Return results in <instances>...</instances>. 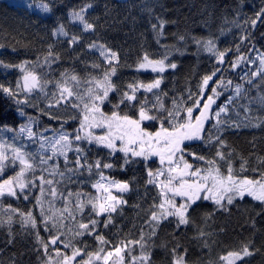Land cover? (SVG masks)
<instances>
[{"label": "snow or ice", "instance_id": "6c2138e0", "mask_svg": "<svg viewBox=\"0 0 264 264\" xmlns=\"http://www.w3.org/2000/svg\"><path fill=\"white\" fill-rule=\"evenodd\" d=\"M23 6L34 10L40 23L56 16L50 0H31ZM95 7L93 0H84L68 8L66 18L56 16L51 28L54 40H63L73 52L81 47L74 62L85 49L94 57L91 62L81 61L92 69L85 76L74 66L53 75L52 65L58 64L61 56L52 44L42 59L38 55L34 61H0L3 69L20 74L15 87L0 83V93L16 105L20 117H27L18 127H0V201L10 198L19 202L23 198L32 204L35 199V204L25 210L11 202L0 203L6 216L0 226L6 224L9 230L6 243L15 242L11 226L19 218L20 229L34 235L40 264H153L156 247L170 253L169 264H188V249L179 237L189 229L194 230L193 240L210 254L216 234L208 230L209 221L214 223L218 215L230 216L246 198L257 202V214L264 216V159L260 168L252 169L255 175L244 174L249 171L247 161L241 163L238 172L233 163L235 153L225 138L228 129L240 127V121L232 120V111L239 115L243 108L245 126L251 122L252 100L242 102L251 88L264 85V51L254 44L247 54L242 50L258 24H264V5L242 23L239 18L233 21L241 31L235 52L230 47L221 50L211 38L192 37L197 51L203 50L212 58V67L200 78L195 91L189 88L186 96H172L171 106L165 99L168 93L161 89L163 74L177 69L169 60V46L162 45L165 51L158 57L145 51L134 66L129 65L136 73L154 74L152 78L114 80L121 66L119 51L101 39L88 41L99 26V17L89 18ZM165 23L158 19L151 24L158 44ZM67 24L78 31L70 34ZM179 40L186 42V37ZM175 50L181 52L180 48ZM242 64L246 66L240 77L244 83L233 84L225 74ZM36 94L45 101L40 111L59 127L37 130V120L25 111L38 107L33 103ZM254 99L264 106V91H258ZM262 124L264 120L252 126ZM93 151L96 157L90 158ZM9 165L11 174L6 171ZM117 166L133 174L116 179L111 171ZM68 183L78 187L69 188ZM37 188L39 195L34 191ZM141 188L146 198L154 194L143 209L138 237L129 234L114 240L101 226L111 232L110 226H116L115 214L122 213L129 203L126 195L134 189L139 195ZM163 229L169 230L170 240L160 239ZM258 254L264 255V245L258 247L255 240H249L201 264H250V258Z\"/></svg>", "mask_w": 264, "mask_h": 264}, {"label": "trees", "instance_id": "16d2710c", "mask_svg": "<svg viewBox=\"0 0 264 264\" xmlns=\"http://www.w3.org/2000/svg\"><path fill=\"white\" fill-rule=\"evenodd\" d=\"M50 2L55 5L56 16L66 18L68 8L77 7L84 0H50ZM93 2L96 7L89 18L95 20L99 17V26L95 35L88 36V41L101 39L119 51L121 66L117 77H113L114 80L127 81L135 77L143 80L152 78L154 74L150 72L136 73L129 65L134 66L138 56L143 55L145 51L151 56L158 57L165 51L162 45L169 46L172 53L169 60L177 64V69H169L163 74L161 89L168 93L165 99L169 106H171L172 96L177 98L182 94L186 96L189 88L195 91L200 78L211 70L212 58L203 50L197 51L192 37L211 38L221 50L230 47L235 52V44L239 42L241 31L233 24V21L239 18L242 23L245 17H252L254 11L264 5V0H93ZM56 16L40 23L36 12L19 6L6 7V4L0 3V40L3 47L23 56L24 59L34 61L38 55L42 59L43 53L47 52L48 45L52 44L55 51L59 52L61 56L60 62L52 65L53 75L58 76L64 68L74 66L81 76H85L92 69L86 68V65L81 61L91 62L94 57L88 55L85 49L80 60L73 61L76 53L81 52V47L78 46L73 52L63 40H54L51 36V28L55 23ZM158 19L166 21L159 44L151 28V24L158 23ZM66 26L70 34L78 31V28L70 24ZM180 36L186 37V42L180 41ZM253 44L260 51H264V24H258L256 30L251 34V40L242 46V50L247 54ZM176 48H180L181 52H177ZM251 55L255 56L256 52H252ZM232 58L229 56L230 61ZM225 67L228 66L225 65ZM245 70L246 66L242 64L236 71L229 69L225 75L227 79L233 80V84L244 83L240 77L244 75ZM37 71L42 70L37 69ZM43 71H47V69H43ZM0 73L10 74L17 78L20 75L16 70H5L2 67H0ZM257 84H261L259 78H257ZM245 87L248 86L245 85ZM258 91H264V85H261L259 89L251 88L248 98L242 102L248 104L249 99L252 100L251 122L245 126L243 108L239 109V115L234 110L230 113L231 118L240 121V127H231L225 132L227 144L235 153L233 163L236 170L239 172L241 163L247 161L249 171L244 174L249 176L255 175L252 169L260 168L261 159H264V124L260 127L252 126L260 120H264V106L254 99L258 95ZM38 95L33 97V103L38 107H27L25 109L27 115L37 120V130H43L46 126L59 127L57 121H49L48 116L40 111L45 107V101L42 97L37 99ZM141 98H143V94H141ZM150 99L154 98L150 97ZM223 100L224 97L221 98V102ZM26 118L20 117L17 114L16 105L3 93H0V127L5 124L18 127ZM68 130L72 131L70 127ZM89 155L90 158H95L96 152L93 151ZM103 155V150H101V156ZM104 158L107 159L106 156ZM62 165L63 161L61 160ZM132 174L131 171L127 173L120 171L118 166L111 171V175L116 179H127ZM67 186L69 188L78 187L74 183H68ZM84 187L90 191L86 184ZM35 193L38 195L36 191ZM153 194H148L146 198L143 188L140 189L139 195L134 189L130 195H126L129 203L123 208L122 213L115 214L116 226H110L111 232L103 229L102 226L101 230L114 240L117 236L122 238L129 234L138 237L140 223L144 216L143 209H147ZM7 202H11L13 207L25 210L35 204V199L32 198V204L23 201V198L19 202L10 198L0 201V203ZM134 204H139L141 207H133ZM259 210L257 202L246 198V203L240 204L239 210L234 208L230 216L218 215L214 223L209 221L208 230L214 231L216 234L214 236L216 243L212 244L210 254L207 249L202 250L201 246L193 240V229L182 234L179 238L188 249V264H201V261L207 262L210 257L215 259L224 250L237 248L244 241L255 240L258 247L264 245V216L257 214ZM36 215L39 216V209H36ZM3 219H6V216L3 209H0V220ZM253 222L255 223L254 228ZM11 228L15 242L7 244L8 226L6 224L0 226V264H40L35 251L34 235H27L20 229L19 218H16ZM40 231L43 236L47 235L42 228ZM168 232V229L161 230L160 239L170 240ZM157 243L159 244V241ZM169 260L170 253L160 247L153 249V264H169ZM250 264H264V255L258 254L250 258Z\"/></svg>", "mask_w": 264, "mask_h": 264}, {"label": "rangeland", "instance_id": "374dc122", "mask_svg": "<svg viewBox=\"0 0 264 264\" xmlns=\"http://www.w3.org/2000/svg\"><path fill=\"white\" fill-rule=\"evenodd\" d=\"M29 2H31V0H0V3H4L6 5H16L19 7H23L25 9H27V8L24 7L23 5H25ZM27 10L34 11L31 9H27ZM0 45H2V46H0V61H3L5 63H19L22 60H24L23 56L17 55L16 53H13L11 51L4 49L3 43L1 42V40H0ZM16 79H17L16 76L6 74V73H0V83H4V84L10 83L13 87H15ZM6 171L9 174H11V166L10 165H9V168L6 169ZM34 191H36L39 195V189L38 188L35 189Z\"/></svg>", "mask_w": 264, "mask_h": 264}]
</instances>
